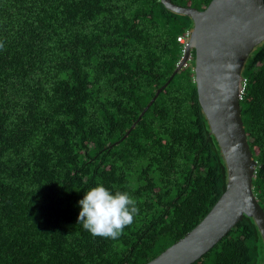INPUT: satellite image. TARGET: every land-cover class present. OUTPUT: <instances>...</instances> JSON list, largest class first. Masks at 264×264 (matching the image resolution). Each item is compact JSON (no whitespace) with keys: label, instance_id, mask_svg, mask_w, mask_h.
<instances>
[{"label":"trees","instance_id":"1","mask_svg":"<svg viewBox=\"0 0 264 264\" xmlns=\"http://www.w3.org/2000/svg\"><path fill=\"white\" fill-rule=\"evenodd\" d=\"M193 29L161 0H0V264H147L206 217L228 169L198 100L194 51L142 115ZM242 77L264 209V41ZM99 184L137 200L116 240L78 223L79 201ZM193 264H264L254 219Z\"/></svg>","mask_w":264,"mask_h":264},{"label":"water","instance_id":"2","mask_svg":"<svg viewBox=\"0 0 264 264\" xmlns=\"http://www.w3.org/2000/svg\"><path fill=\"white\" fill-rule=\"evenodd\" d=\"M161 1L168 10L190 17L194 29L176 70L157 89L142 115L175 74L192 60L194 51L198 100L228 169L227 188L206 217L147 263L193 264L228 235L244 215L254 219L264 242V209L253 192L257 163L247 141L240 107L244 65L255 47L264 41V0H212L204 10L183 7L172 0Z\"/></svg>","mask_w":264,"mask_h":264},{"label":"clouds","instance_id":"3","mask_svg":"<svg viewBox=\"0 0 264 264\" xmlns=\"http://www.w3.org/2000/svg\"><path fill=\"white\" fill-rule=\"evenodd\" d=\"M79 206L78 223L83 229L93 237L112 240L124 234L139 212L137 200L128 192H113L102 184L84 193Z\"/></svg>","mask_w":264,"mask_h":264},{"label":"built area","instance_id":"4","mask_svg":"<svg viewBox=\"0 0 264 264\" xmlns=\"http://www.w3.org/2000/svg\"><path fill=\"white\" fill-rule=\"evenodd\" d=\"M189 37H190V34L188 33L186 36H180L178 37V41L182 44H184V48H186V45L188 43V40H189ZM243 85H244V82H243Z\"/></svg>","mask_w":264,"mask_h":264}]
</instances>
